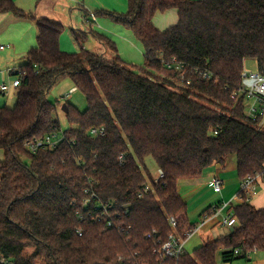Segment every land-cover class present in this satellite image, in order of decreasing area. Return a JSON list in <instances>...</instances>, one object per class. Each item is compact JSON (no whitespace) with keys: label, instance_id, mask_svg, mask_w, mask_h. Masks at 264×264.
<instances>
[{"label":"trees","instance_id":"obj_1","mask_svg":"<svg viewBox=\"0 0 264 264\" xmlns=\"http://www.w3.org/2000/svg\"><path fill=\"white\" fill-rule=\"evenodd\" d=\"M173 9L178 23L159 30L156 15ZM0 13L24 16L12 0H0ZM95 16L134 33L145 64L136 69L120 56L110 61L86 48L65 52L62 24L38 21L37 46L20 69L17 104L0 108V259L12 264H218L219 257L231 262L264 253V208L242 194L228 211L236 223L229 235L193 255L160 253L170 234L185 236L181 222L188 207L179 193L181 180L226 167L232 156L241 181L264 176V116L253 121L246 95L232 97L241 89L248 60L264 69V0H128L126 14ZM91 35L117 52L109 38ZM173 57L210 70L218 83L192 73L190 86L176 87V74L163 63ZM65 80L84 95L87 108L81 112L67 103L69 112H63L71 128L63 131L64 140L56 149L31 153L29 142L62 131L49 94ZM100 127L106 135L91 137L89 132ZM148 158L164 173L158 182L145 174ZM147 184L153 190L145 194ZM87 188L103 203L118 201L114 212L131 229L121 234L107 228L104 219L79 218ZM211 215L209 208L201 216ZM171 218L179 223L175 231Z\"/></svg>","mask_w":264,"mask_h":264},{"label":"crops","instance_id":"obj_2","mask_svg":"<svg viewBox=\"0 0 264 264\" xmlns=\"http://www.w3.org/2000/svg\"><path fill=\"white\" fill-rule=\"evenodd\" d=\"M14 6L21 11L24 16H18L14 13H0V84H4L8 89L4 94H0V108L13 109L17 104V88L13 86L15 77L13 72H17L26 63V55L37 46L38 21L48 19L53 22L61 23L64 32L61 36L60 46L65 52L75 51L67 40L64 39V33L75 37L78 47L86 48L97 54L108 56L109 50L105 48L96 38L91 35L92 31L99 34L104 33L103 28L115 26L113 21L106 18H96L97 12L106 11L123 15L128 10V0H12ZM172 26L178 23L177 10H170L166 13H159L154 19L155 26L161 30L164 28L157 22V17L169 15ZM170 26V27H172ZM116 31L120 32L125 40L132 44L133 33L120 26H115ZM169 29V28H168ZM167 30V29H166ZM110 39V37L106 36ZM95 43L93 48L91 40ZM111 40V39H110ZM113 42L122 45L121 38L113 37ZM111 40V41H112ZM130 44V45H131ZM117 47V46H116ZM118 52V50H117ZM75 89V88H72ZM13 92L16 93L14 103L9 102L7 97ZM0 151L3 150L0 149ZM3 155L0 157L2 160ZM236 165H233V167ZM214 167V166H213ZM210 167V168H213ZM214 172L205 171L203 177L197 179H186L179 182V193L188 206L187 215L181 222L182 232L190 233L184 243V251L197 249L207 241H213L225 237L231 233V228L224 225L223 220L229 216L228 211L232 205L241 202L238 200V194L241 189V180L234 179L225 182L222 190L217 192L211 186L213 178L222 179L225 167H217ZM208 172V173H207ZM1 180V175H0ZM264 187V180L260 187ZM259 187V188H260ZM236 203V204H237ZM251 204L257 209L264 208V193H258L251 201ZM222 212L212 215L208 219L202 218V214L209 208L225 206ZM192 210V211H191ZM191 215V217H189ZM178 238L183 236L176 231ZM187 253V252H186ZM218 264H264V253L257 251L251 259L238 258L231 262H224L218 258Z\"/></svg>","mask_w":264,"mask_h":264},{"label":"built area","instance_id":"obj_3","mask_svg":"<svg viewBox=\"0 0 264 264\" xmlns=\"http://www.w3.org/2000/svg\"><path fill=\"white\" fill-rule=\"evenodd\" d=\"M165 67L173 71L176 74V82L175 85L178 88L188 87L192 84V78L189 77V74L196 73L200 78L205 80H214L215 83H218V79L214 78V74L210 70H204L197 67H192L190 64L186 63L184 60H181L177 57H173L170 60H163ZM15 77V81L13 86L18 89L21 85L23 74L20 70L17 72H13ZM8 89V87L4 84H0V94H4V92ZM76 91L72 89L69 93V96L72 95ZM245 94L247 97V114L254 121L260 118V116H264V69L258 70H248L244 68V72L242 74V85L241 89L235 91L232 95L233 99H239L241 95ZM264 124V117L262 119L261 125ZM90 136L93 138L104 137L106 135V129L104 127L93 128L89 132ZM65 135L61 132H55L43 139H38L27 144V148L31 153H37L40 149H56L60 143L64 140ZM124 156L121 155L119 157L120 161L124 160ZM164 177V173L161 169H159L158 175L156 177V181L158 182L160 179ZM264 180V176L255 175L250 176L244 181L241 182V189L239 194H242V197H246L248 201H252L254 197H256L259 193V187ZM225 182L219 178H213L211 182V186L215 191L220 192ZM92 187V186H91ZM153 190V186L151 184H147L144 189V193L148 194ZM85 200L80 204L79 209L77 210V216L81 219L85 217L97 218L99 221L104 219L106 222V227L109 229H115L121 234L126 233L131 229V227H126L120 223L121 213H115L118 209V201L110 200L107 203H103L100 200L98 194L92 188H87L85 191ZM143 195H140L142 197ZM226 205L218 209L219 207L212 208V215L216 213L222 212L225 209ZM124 212H128V207H123ZM211 215V216H212ZM209 216V217H211ZM209 217H205L208 219ZM170 226L174 231L177 229L179 223L176 218L170 219ZM224 225L229 227L234 226L235 219L232 218L231 215L225 217L223 220ZM190 233L185 234L182 238H178L175 235V232L170 234L168 241L162 246L160 249V253H163L165 257L171 258H179L184 251V243L188 239ZM77 234L82 237L83 231L82 229L77 230ZM151 238V235L148 236ZM239 252L236 251V254ZM252 253H249V259L252 258ZM2 264H12L7 260L0 259Z\"/></svg>","mask_w":264,"mask_h":264},{"label":"rangeland","instance_id":"obj_4","mask_svg":"<svg viewBox=\"0 0 264 264\" xmlns=\"http://www.w3.org/2000/svg\"><path fill=\"white\" fill-rule=\"evenodd\" d=\"M127 12H128V10L126 11V13ZM126 13H124V14H126ZM169 17H171L170 14L169 15H161V16L157 17V19H158L157 22H158V24H160L161 27L164 28L163 30H166V29L170 28V26L173 25V24H170ZM113 23L115 26H120L122 28H125L123 25L117 24L115 22H113ZM115 26H108V28H103L104 33H102V35H104L105 37L106 36L110 37L111 40L113 39V37L121 38L122 45L119 46L118 44H116L118 52L115 53V52L110 51L108 56L105 55V57L110 61H115V59L118 56H120L125 62L133 65L136 69L142 68L145 64L144 48H143L142 43L136 38L135 34L133 33V38L131 41L133 43L132 44L130 43L131 44L130 45L125 40L126 37H123L120 32L116 31ZM63 37L65 40L68 41L70 46H72L75 49V51H72V52H79L80 51V48L76 44L74 36H72V35L67 36L64 33ZM90 40H91V44H89V45L91 46V48H93V46H95L94 45L95 43H93L94 40L92 38ZM245 68L248 70H258L259 69V67L257 66V63L255 61H252V60L247 61V63L245 64ZM162 76H166V74H162ZM74 87H75V85L71 80H65V81L59 83L49 94V100L52 103H54L57 107V116H58V118L61 122V126H62L61 133H63V131H66V130L71 128V124L68 123L66 116L62 110V108L65 104H67V103L73 104L81 112H83L87 108L86 98L84 97V95L80 91H75L72 95L69 96L70 91ZM15 97H16V93L13 92L11 95H9L7 97V99L9 98L8 100L10 103H14ZM2 155H3V153H2V151H0V157ZM236 163H237V159L235 156H232L229 158L226 167L224 168V170H222L223 174H222L221 180H223L224 182H228V181H231L234 179H236V180L239 179L236 166L233 167V165H236ZM145 166L147 168L145 171V174L146 175L151 174L152 178L154 179V177H156L158 175V172H159V168H158L156 162L152 158H148L145 161ZM217 170L218 169L214 166L213 168H210L208 170V172L209 171L214 172ZM259 193H264V187L263 186L259 188ZM237 202L238 201H235V204ZM189 217H191V215H189ZM208 242L209 241H207V243ZM195 250L189 249V247H188L186 249V252L190 255H193ZM28 251L30 254H32L34 250L29 249Z\"/></svg>","mask_w":264,"mask_h":264},{"label":"water","instance_id":"obj_5","mask_svg":"<svg viewBox=\"0 0 264 264\" xmlns=\"http://www.w3.org/2000/svg\"><path fill=\"white\" fill-rule=\"evenodd\" d=\"M63 111L65 113H68L69 112L68 106L66 104L63 106ZM217 167H220V165H217ZM231 231H233V230H231Z\"/></svg>","mask_w":264,"mask_h":264}]
</instances>
